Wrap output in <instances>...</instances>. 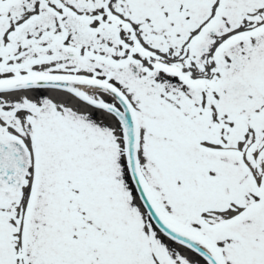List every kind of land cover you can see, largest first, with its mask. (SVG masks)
I'll return each mask as SVG.
<instances>
[{
	"label": "snow or ice",
	"instance_id": "obj_1",
	"mask_svg": "<svg viewBox=\"0 0 264 264\" xmlns=\"http://www.w3.org/2000/svg\"><path fill=\"white\" fill-rule=\"evenodd\" d=\"M0 264H264V0H0Z\"/></svg>",
	"mask_w": 264,
	"mask_h": 264
}]
</instances>
